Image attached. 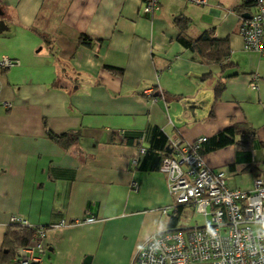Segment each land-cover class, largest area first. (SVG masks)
I'll list each match as a JSON object with an SVG mask.
<instances>
[{"label":"crops","instance_id":"crops-1","mask_svg":"<svg viewBox=\"0 0 264 264\" xmlns=\"http://www.w3.org/2000/svg\"><path fill=\"white\" fill-rule=\"evenodd\" d=\"M242 5L160 0L151 16L143 0H0V59L19 63L0 69V251L17 216L67 222L46 231L39 264H132L171 227L158 165L175 139H205L204 163L231 190L264 179V57L243 51ZM204 33L211 45L182 43ZM199 46L228 57L209 62ZM231 124L254 131L248 145L208 150ZM67 133L68 146L51 137Z\"/></svg>","mask_w":264,"mask_h":264},{"label":"built area","instance_id":"built-area-1","mask_svg":"<svg viewBox=\"0 0 264 264\" xmlns=\"http://www.w3.org/2000/svg\"><path fill=\"white\" fill-rule=\"evenodd\" d=\"M204 6L209 0H184ZM250 10L247 18L239 17V34L243 51L264 57V0H242ZM160 0H143L142 10L154 15ZM220 8V7H219ZM232 13L227 10L226 14ZM8 58L0 59V69L18 66ZM251 87H256V78ZM5 108L10 104L4 103ZM200 138L190 144L180 139L169 141L170 154L159 161L158 170L166 176L167 188L173 205L161 210L166 215L179 206H189L202 217L203 224L193 227H170L153 234L137 252L132 264H264V179L253 180L250 190H231L227 187L226 175L206 166L199 153ZM144 153V149L140 150ZM264 172V169H263ZM132 192L138 184L132 182ZM87 223L93 222L89 218ZM11 224L32 231L30 242L23 246L11 264H39L45 253L44 239L47 227L32 226L21 217L13 216Z\"/></svg>","mask_w":264,"mask_h":264},{"label":"trees","instance_id":"trees-1","mask_svg":"<svg viewBox=\"0 0 264 264\" xmlns=\"http://www.w3.org/2000/svg\"><path fill=\"white\" fill-rule=\"evenodd\" d=\"M242 6L246 9L247 12L250 10V6L248 4H243ZM241 15L242 13L240 14V16ZM205 42L209 43L210 45L212 43L209 33L202 34L194 42L182 40V43L188 47H195ZM199 53L207 61L212 62V63H219V64L223 63V61H225L228 57L227 51H225L223 55H220L219 53L218 54L213 53L212 50L202 51L200 49V46H199ZM108 70L112 72L118 71V70H114L113 68H108ZM253 136H254V131L246 127L245 125L231 124L226 129L216 133L214 136H212L210 139L207 140V144L210 146L208 150L209 149L214 150V149L226 147L229 145L247 146L250 140L253 138ZM51 137L54 138L59 143L63 145L65 144V146H68L70 144L71 138L72 140H75L78 137V134L67 133V134H63L59 136L51 135ZM166 142L168 141L163 138L156 139L155 148H158L160 151H165ZM157 144L159 145V147L157 146ZM201 144H200V148H201ZM199 153H200V149H199ZM168 155L169 154L165 153L163 157H166ZM183 207L184 206H179L171 214L172 216L170 220L171 227L176 225L177 222L180 220V217L182 216L181 214H182ZM31 236H32V231L30 229L22 227L17 224H11L7 228L5 236H4L3 246L0 251V263L11 262L12 259L16 256L17 251L21 247L27 245L30 242Z\"/></svg>","mask_w":264,"mask_h":264},{"label":"rangeland","instance_id":"rangeland-1","mask_svg":"<svg viewBox=\"0 0 264 264\" xmlns=\"http://www.w3.org/2000/svg\"><path fill=\"white\" fill-rule=\"evenodd\" d=\"M202 224V217L197 215L191 207L186 206L182 216L180 217L178 227H193L196 225L200 226Z\"/></svg>","mask_w":264,"mask_h":264},{"label":"water","instance_id":"water-1","mask_svg":"<svg viewBox=\"0 0 264 264\" xmlns=\"http://www.w3.org/2000/svg\"><path fill=\"white\" fill-rule=\"evenodd\" d=\"M242 17H243V18H247L248 15H247L246 13H244V14H242ZM170 152H171V150L169 149L168 154H170ZM89 260H90V258H86V260H85V264H88V263H89ZM34 264H36V263H34Z\"/></svg>","mask_w":264,"mask_h":264}]
</instances>
